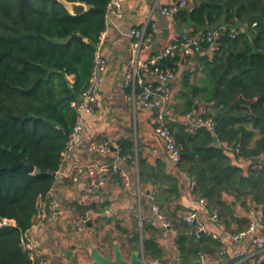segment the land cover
<instances>
[{
	"label": "trees",
	"instance_id": "1",
	"mask_svg": "<svg viewBox=\"0 0 264 264\" xmlns=\"http://www.w3.org/2000/svg\"><path fill=\"white\" fill-rule=\"evenodd\" d=\"M66 1L82 2L86 11L73 15L61 0H0V221H6L0 224V264H35L20 238L31 226L38 199L55 185L61 153L78 116L70 103L88 85L106 26L109 0ZM174 20L187 23L190 34L225 27L216 49L196 58L203 83L191 84V73L185 71L182 81L188 92L180 93L183 103L175 107L181 114L195 113L196 101L204 103L200 115L213 119L214 130H190L178 121L165 125L179 149L177 168L193 178L194 194L206 199L209 212L228 231L238 232L248 225L252 206L264 212V0H190ZM231 29L237 30L233 37ZM72 35L83 39L69 40ZM201 45V51L210 48L207 42ZM177 54L158 65L176 72L181 62ZM214 135L226 146L215 144ZM120 147L122 156L131 154L132 140L122 139ZM14 155L32 163L34 172L22 166L8 170ZM140 177L146 181L142 170ZM150 182L156 185L154 178ZM153 193L164 209L167 196ZM225 196L247 214L236 215ZM235 223L236 229L231 228ZM182 224L185 232L177 231L173 239L179 264H201L202 254L220 250L218 239L205 233L196 238L183 219ZM142 225L151 227L146 221ZM143 247L147 258L162 257L156 239H144ZM236 260L226 259V264H249L248 259Z\"/></svg>",
	"mask_w": 264,
	"mask_h": 264
},
{
	"label": "crops",
	"instance_id": "2",
	"mask_svg": "<svg viewBox=\"0 0 264 264\" xmlns=\"http://www.w3.org/2000/svg\"><path fill=\"white\" fill-rule=\"evenodd\" d=\"M170 2L171 0H124L122 15L111 16L106 22L107 31L100 45L106 70L99 86L97 105L92 112L83 114L82 127L74 138L70 155L59 168L54 185L55 195L66 212L31 230L35 264H87L91 261L88 245H96L103 254L111 257L113 237L120 243L124 256H128L131 251L144 254L143 240L154 238L163 250L162 257L149 259L161 264L173 260L177 252L174 240L171 237L160 239L158 229L147 225L143 228L142 225L150 215V196H154L153 191L158 192L162 198L167 196L163 210L176 224V232H185L183 216L193 211L202 221L205 234L217 235L220 250L215 254H202L201 264H226V259H237L236 262L248 259L249 264H259L252 248L246 246L248 238L237 240L228 237L227 233L230 231L221 222L214 221L210 212L197 203L199 197L194 194V189H190L193 178L171 163L155 133L160 108H142L131 100L133 85L127 77V72L134 68L135 63L130 51L131 30L147 23L157 29L149 49L140 53L139 63L146 61L171 37L191 31L187 23L176 24L174 18L161 14L160 7ZM213 50L214 48H209L206 52L201 51L191 59L178 52L181 62L174 80L170 82L171 100L162 108L167 122H177L182 115L175 107L178 108L183 103L180 93L188 92L183 87L184 72L188 70L191 73V84L201 85L204 75L201 67L196 66V58L198 55H210ZM136 75L143 80H153V77L140 68ZM196 104V114L206 110L204 103L196 101ZM125 138L132 140V151L127 156H122L121 147L118 153L111 151L106 155L87 151L88 144L93 141L116 140L120 146V141ZM153 148L157 149L156 153ZM230 157L233 159L232 154ZM88 161L113 162L118 167V173L107 175L106 183L97 194L88 192L90 178L86 172L65 175L73 164ZM140 170L144 173L145 182L141 180ZM122 173L127 176L126 180ZM153 178L156 185L150 182ZM225 200L232 201L236 215L247 214L245 208L235 203L232 197L225 196ZM86 213L89 215V222L83 232L77 233L71 218ZM236 227V223L231 225L233 229ZM103 236L107 239L105 243L102 242ZM243 247H246L247 253L236 256ZM221 250L226 254L223 260L219 258ZM144 256L147 258L145 254Z\"/></svg>",
	"mask_w": 264,
	"mask_h": 264
},
{
	"label": "built area",
	"instance_id": "3",
	"mask_svg": "<svg viewBox=\"0 0 264 264\" xmlns=\"http://www.w3.org/2000/svg\"><path fill=\"white\" fill-rule=\"evenodd\" d=\"M124 0H109L106 5L105 11V21L108 22L111 16H121L122 15V4ZM190 0H171L170 3L164 4L160 7V12L163 16L173 19L174 16L181 10L188 7ZM225 29L223 25L218 26L212 30H209L205 34H190L184 33L179 36L171 37L159 50L152 53L149 58L139 63V55L142 51L148 50L150 44L157 33V29L148 23L144 26L133 28L130 32L132 37L131 42V56L134 68L127 72L128 80L132 82L133 91L131 94V100L134 104L139 105L146 109L160 108L157 113V126L155 127V133L160 139L164 151L167 153L171 163L177 167L179 161V149L177 147L173 133L169 127L165 124L167 122V116L163 112L162 108L171 100L172 92L170 82L175 78V71L162 68L158 65V62L165 57H174L178 52H180L187 59L193 58L196 54L200 53L202 50V42H207L211 48L216 49V40L221 34V30ZM107 31V25L105 29L101 32L100 40L97 44L93 66L91 70V75L87 87L82 91L79 98L75 101H71L70 106L73 107L77 113V120L73 126L69 138L66 142L65 148L61 153V162L59 168L62 165L64 159H66L74 146V138L80 131L82 125V119L84 113L92 112L97 105V94L99 91V86L102 80L103 73L106 70L105 60L100 52L101 39L104 37ZM231 36L233 37L237 30L231 29ZM142 69L148 76L153 77V80H143L137 77V69ZM182 126L187 129H195L197 127H206L209 130H214V121L211 117H202L200 114H196L192 111L184 113L181 115L178 121ZM214 143L225 147L226 142L220 140L214 135ZM113 149V150H111ZM120 146L116 140H104L101 139L97 142H91L87 146V151H96L102 155L109 154L111 151L118 153ZM238 150V146L236 147ZM153 152L156 153L157 149L153 148ZM240 163L244 162V159L239 158ZM59 168L56 172L55 177L58 174ZM86 172L90 178L88 185V192L91 194H97L102 186L107 181V175L110 173H118V167L113 162H101V161H88L82 163H75L72 165L70 171L65 173L67 176H71L75 173L81 174ZM123 178L126 180L127 176L122 173ZM195 182L191 181L190 189H194ZM197 203L202 206L205 211H209L207 208V201L205 198L199 197ZM150 215L145 221L153 228L158 229L160 239H166L171 237L175 238L177 232L175 224L168 218L167 214L160 206L158 201L154 196H150ZM66 209L60 204L58 198L54 192V186L47 191L44 196H41L37 202V210L32 218L31 226L23 232L20 238V246L27 253L29 259L33 261V239L31 236V230L42 225L44 222L52 221L56 219L59 215H64ZM108 215V211H106ZM211 218L219 222L218 215L215 212L210 213ZM249 223L248 225L238 231L229 232L227 236L233 239H245L248 238V244L252 248L254 257L261 261L264 259V212L259 206H252L248 211ZM183 220L186 223L189 231L192 232L196 238L205 233V227L202 221L198 218L195 212L190 211L184 214ZM6 221H0V224ZM89 222V215L83 214L81 216H75L71 218V223L77 233H81L85 230L87 223ZM215 239L217 235L211 234ZM247 253L246 247H243L236 256L245 255ZM225 251L221 250L219 252V258L224 259ZM180 256L178 251L173 260H168L164 264H179ZM155 263H160L154 261Z\"/></svg>",
	"mask_w": 264,
	"mask_h": 264
},
{
	"label": "water",
	"instance_id": "4",
	"mask_svg": "<svg viewBox=\"0 0 264 264\" xmlns=\"http://www.w3.org/2000/svg\"><path fill=\"white\" fill-rule=\"evenodd\" d=\"M64 7L73 15L81 14L86 11V5L82 2H69L66 0H61ZM83 38L79 35H72L69 40H82ZM13 163L6 167L11 170L17 166H22L24 171L28 173H33L35 167L32 163L25 160H20L15 155L13 156ZM113 255L111 257L103 254L96 245H88L89 256L91 261L87 264H161L155 263L149 258H146L143 253L131 251L128 256H124L120 243L113 237Z\"/></svg>",
	"mask_w": 264,
	"mask_h": 264
},
{
	"label": "rangeland",
	"instance_id": "5",
	"mask_svg": "<svg viewBox=\"0 0 264 264\" xmlns=\"http://www.w3.org/2000/svg\"><path fill=\"white\" fill-rule=\"evenodd\" d=\"M105 236L101 237L102 238V242L105 243V240L107 242V239H104Z\"/></svg>",
	"mask_w": 264,
	"mask_h": 264
}]
</instances>
